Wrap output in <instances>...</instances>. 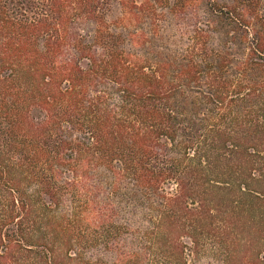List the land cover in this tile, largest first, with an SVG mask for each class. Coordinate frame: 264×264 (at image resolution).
Instances as JSON below:
<instances>
[{"label":"trees","instance_id":"1","mask_svg":"<svg viewBox=\"0 0 264 264\" xmlns=\"http://www.w3.org/2000/svg\"><path fill=\"white\" fill-rule=\"evenodd\" d=\"M136 235L264 263V0H0V264Z\"/></svg>","mask_w":264,"mask_h":264},{"label":"rangeland","instance_id":"2","mask_svg":"<svg viewBox=\"0 0 264 264\" xmlns=\"http://www.w3.org/2000/svg\"><path fill=\"white\" fill-rule=\"evenodd\" d=\"M113 13L117 15V13H119V9L114 7ZM141 222V219L135 217L131 220L130 225L134 226V228H140L144 226ZM143 237L144 236H138L135 239L134 236H132L129 239H126L132 246L131 248H128L127 251H136L139 255L145 256L144 261L140 264H244V261H240L241 256H239V254L237 255L238 258L230 257L231 255H235L237 250L241 255L242 252L239 249V246L241 245H238V248L234 250L233 247H227L221 243L218 244L216 241H212L213 239L211 238L207 240L204 239L199 246L195 247H193L186 239H182L181 244L176 250L177 253L175 254V258L163 259L161 257H157L156 259L151 260L148 256L152 255L153 252H150L149 247L146 244L147 239L146 241L140 239ZM90 255L93 260H102L107 264L115 262L114 254L105 253L101 250H97Z\"/></svg>","mask_w":264,"mask_h":264}]
</instances>
